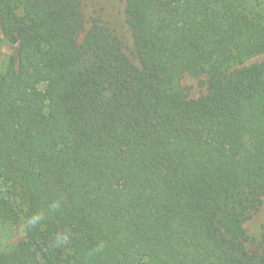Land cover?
I'll return each instance as SVG.
<instances>
[{
  "label": "trees",
  "instance_id": "1",
  "mask_svg": "<svg viewBox=\"0 0 264 264\" xmlns=\"http://www.w3.org/2000/svg\"><path fill=\"white\" fill-rule=\"evenodd\" d=\"M84 6L0 0V264H264V0Z\"/></svg>",
  "mask_w": 264,
  "mask_h": 264
},
{
  "label": "rangeland",
  "instance_id": "2",
  "mask_svg": "<svg viewBox=\"0 0 264 264\" xmlns=\"http://www.w3.org/2000/svg\"><path fill=\"white\" fill-rule=\"evenodd\" d=\"M125 0H85V13L91 19L92 17H100L104 22L112 27V29L121 37L124 42L127 53L134 57V46L131 33L127 27L124 16ZM13 47L1 46L0 44V59L3 53H11ZM264 57L255 58L253 61L261 60ZM252 62V61H250ZM184 83L192 85L197 93L198 82L196 79L186 77ZM264 213L258 214L250 223L248 228L251 232H256L257 227L263 221ZM24 238V224H0V246L10 248L22 241Z\"/></svg>",
  "mask_w": 264,
  "mask_h": 264
}]
</instances>
